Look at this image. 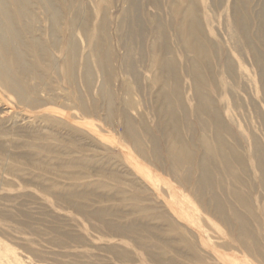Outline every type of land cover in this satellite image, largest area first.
I'll use <instances>...</instances> for the list:
<instances>
[{"label": "rangeland", "instance_id": "rangeland-1", "mask_svg": "<svg viewBox=\"0 0 264 264\" xmlns=\"http://www.w3.org/2000/svg\"><path fill=\"white\" fill-rule=\"evenodd\" d=\"M50 1L63 31L58 36L52 29ZM50 1L33 0L38 16L34 35L40 43L36 52L50 70L44 72V81L30 80L38 86L39 101L31 106L21 102L0 80V264H264V168L253 146L257 140L264 151L259 77L251 71L252 77L236 78L235 88L232 77H216L218 85L226 83L222 106L228 102L234 113L233 120L226 121L233 136L224 133V141L236 146L240 155L237 159L228 154V170L215 127L195 111L192 80L184 74V90L191 97L185 103L188 112H182L181 135L197 157L204 154L202 137L216 149L210 161L214 189L198 193L193 183H179L184 172L169 173L152 158L154 144L140 126L145 117L164 152L171 127L158 124L166 116L158 110L150 46L160 30L150 19L162 20L170 44L177 48L170 28L172 0H160L161 9L152 0H139L145 31L134 37L127 23L131 0ZM233 1L198 0L200 13L205 6L213 13L215 28L227 45ZM262 2H254V14ZM72 21L78 56L70 75L65 38ZM129 45L145 48L144 57L133 55L135 61H145L139 81L126 64L120 65ZM99 46L112 52L111 78L98 65ZM86 61L92 72L89 84ZM126 87H131L130 95ZM128 97L136 100L131 112L139 123L147 160L125 134L119 115Z\"/></svg>", "mask_w": 264, "mask_h": 264}, {"label": "bare ground", "instance_id": "bare-ground-1", "mask_svg": "<svg viewBox=\"0 0 264 264\" xmlns=\"http://www.w3.org/2000/svg\"><path fill=\"white\" fill-rule=\"evenodd\" d=\"M152 2L158 8H162L160 0H152ZM254 2L256 0L233 1L231 34H227L230 36L229 45H227L224 37L219 34L217 28H215L213 13L208 12V7L205 6L204 11L200 13L198 0L171 1L170 9L174 16V21L170 24V28L176 33L177 48L174 44H170L168 29L162 20L159 17L150 19L151 22L156 23L160 30L157 35L158 40L155 39L157 41L150 46V53L152 65L156 68L154 77H152V83L159 86L158 92L156 93L159 102L158 110L160 112L164 111L165 114L163 113L164 115L162 117L166 116V121H160L158 124H163L166 128L171 127L169 130L167 129V137L171 139V142L166 150L164 152L160 151L155 137L156 135H152L145 117H143L140 126L144 133L148 135L149 140L154 144L153 152L151 151L152 158L154 157L153 159L157 160L158 164L164 169L166 168L169 173H175L180 176L181 172H184V179L180 180L179 183L183 186H188L193 183L199 191L198 193H203L205 189L214 187L213 168L210 165V161L214 159L216 149L202 137L201 141L204 146V154L202 153V156L197 157L196 153L192 151L181 135V116L183 111L188 112L185 103L188 100V96H190L185 93L183 76L185 74L191 78L192 98H195V101H197L195 111L200 115H206L209 121L213 123L215 137L222 146V157L226 159V168L231 170L232 166L228 154L232 152L233 157L237 159L240 155L237 148H235L236 146H230L224 141V133L228 132L233 136V131L228 128L226 121L228 119L233 120L234 113L233 108L228 102L222 106L227 92L226 83L223 81V83L221 82L222 84L218 85L216 77H232L234 80L233 88H235L237 87L236 78L252 77V74H250L252 71L259 77L260 88L264 96V2H262L261 8H259L260 10L258 9L259 12L256 14H254L253 10ZM139 3V0H131L130 2V13H132V16L128 19L127 23L130 27L131 36L134 34L141 36L143 30L145 31L142 16L138 13V9L141 8L139 7ZM50 7L54 9V15L52 16L53 33L59 35L63 31L62 27L58 24V10L51 1ZM34 10L33 0H0V80L2 85L18 96L17 99L19 98L21 102L26 101L30 106L35 105L39 101L38 86L33 85V82L39 79L44 81V72L47 69L49 70L40 60L39 52H36L40 50V43L38 37L34 35V22L38 21V16ZM70 24L72 25L69 28L70 34L65 38L67 45V51L65 50V65L68 67L70 75H73L78 56V38H76V32L74 30V21ZM26 33L30 35L29 39L23 38ZM134 43L136 42L134 41ZM129 46L122 59L120 58V65L126 64L130 72L135 76V80L139 81L143 75L140 67L145 65V61H135L133 55L137 52L144 57L143 52L145 48L143 45L142 47L141 45ZM32 55L34 56V60L29 59V56ZM111 56L112 52L104 51L99 46L97 50V62L107 77H110L109 72L112 71ZM54 61L56 60L51 61V68L55 67ZM85 70V80L89 84L91 82L92 72L87 61ZM30 80H33V82H30ZM222 85L224 91L221 90L222 92H220ZM126 89L130 95L131 87H126ZM107 94L109 95V93ZM213 94H217L218 97ZM111 97L114 99L113 96ZM129 97L131 98V96ZM129 97L127 98L128 100L123 99L126 101L124 102V107L120 109L119 115H121L124 123L125 134L131 138L136 150L147 160L150 157L142 145V137L138 131L140 126L138 125L139 123L137 124L135 122V116L131 112L136 100L133 101V98L129 99ZM82 108L89 111L85 104H82ZM85 112L83 113L86 116ZM143 112H145V109ZM149 113H144V115L146 116ZM140 114L138 112L137 115ZM159 116L161 117V115ZM203 124L207 126L208 122L205 121ZM253 146L255 148L254 156L257 157L260 166L264 168L263 148L257 140L253 143ZM227 215L226 213L225 216ZM239 218L241 219V216ZM240 225L243 226L242 223ZM130 230L137 231V228L130 227Z\"/></svg>", "mask_w": 264, "mask_h": 264}]
</instances>
